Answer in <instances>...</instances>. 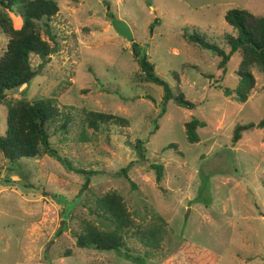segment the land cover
I'll return each mask as SVG.
<instances>
[{"label":"rangeland","instance_id":"374dc122","mask_svg":"<svg viewBox=\"0 0 264 264\" xmlns=\"http://www.w3.org/2000/svg\"><path fill=\"white\" fill-rule=\"evenodd\" d=\"M55 1L53 40L40 26L52 48L49 61L39 69L40 59L30 56L37 75L7 92L0 104V135L8 106L22 98H51L61 113L48 129L52 146L74 166L95 174L83 190L84 177L55 158L10 162L0 153V264H135L114 251L76 246L73 233L83 232L87 224L106 228L92 211L107 192L120 194L131 214L122 250L142 257L148 251L146 264H205L198 257L204 251L211 252L214 264H264V128L231 142L236 125L257 124L264 115V73L257 65L250 68L255 89L245 102L226 97L215 86L238 87L239 53L231 56L223 74L217 54L181 37L184 29L196 28L223 47L224 35H236L224 20L226 11L243 8L264 16V0ZM9 16L14 27L21 24ZM111 16L128 24L155 73L195 102V108L168 101L159 118L162 88L135 78L139 67L131 43L116 35ZM7 41L0 30V56ZM87 111L121 116L128 123L108 122L93 130L85 121ZM63 116L69 118L64 131L59 126ZM191 119L204 123L196 130L197 143L186 139L185 123ZM136 139L144 142L142 164L133 148ZM169 144L175 147L166 149ZM130 162L131 182L119 173ZM149 163L163 166L161 183ZM203 176L208 186L198 201ZM152 228L161 232L156 250L133 236ZM185 242L200 251L183 256Z\"/></svg>","mask_w":264,"mask_h":264},{"label":"trees","instance_id":"16d2710c","mask_svg":"<svg viewBox=\"0 0 264 264\" xmlns=\"http://www.w3.org/2000/svg\"><path fill=\"white\" fill-rule=\"evenodd\" d=\"M58 10L55 0H0V30L8 37L5 49L0 56V104L5 102L7 92L28 84L37 75L36 70L31 67V55H36L40 59L39 69H42L49 61L52 48L41 37L40 26L43 27L49 40H53V36L50 35V23ZM9 13L21 19L19 27H14ZM224 20L236 30V35H224L222 38L223 47H220L207 34L196 28L184 29L181 37L187 43L203 51L207 49L217 51V56L220 58L217 69L221 70L223 74L231 56L234 53H239L240 61L235 71L239 77L238 87L236 89L222 88L220 85L215 87L222 89L224 96L234 95L236 101L243 103L247 100L250 92L255 89V80L250 68L257 65L259 70L264 73V16L256 15L247 9L232 8L226 11ZM154 22L156 23V20ZM154 22L150 27L153 26ZM131 51L133 60L139 67V72L135 75L138 82L150 83L162 88L159 118L165 112L168 101H173L176 105L187 109L195 108V102L186 99L179 90L175 92L164 79L155 73L154 64L149 61L147 54L138 42L133 41L131 43ZM183 67L185 66L183 65ZM191 68L199 72L197 66H191ZM173 74L177 79L176 73ZM201 74L216 83L219 82L218 79L215 80L212 74ZM60 117L61 113L51 98L37 99L32 102L24 98L17 100L7 109L6 130L4 135H0V153L10 162H18L22 159H31L41 155L55 158L68 171H73L84 177L81 186L84 190L88 187L90 178L95 172L74 166L67 158L60 156L50 142L48 129ZM85 121L87 126L93 130H98L101 125L108 122L120 126L128 123V120L121 116L95 111H87ZM68 123L69 118L63 116V121L59 126L64 131ZM203 125L204 123L198 119H191L185 123L186 139L189 143L198 142L196 130ZM255 128H264V115L257 124L236 125L233 129L231 142L236 143L241 138L242 133ZM143 144L141 139H136L133 144L138 156V164H142L145 160ZM174 147V144H169L166 149ZM133 163L130 162L119 172L129 182L131 180L128 178L127 172ZM148 167L154 172L156 182L161 183L164 179L163 166L158 163H149ZM201 182L198 201H202L203 191L208 186V178L203 176ZM92 214L100 220H104L106 228L102 229L87 224L83 232L73 233L77 247L98 251H114L127 261L135 264H146L145 258L148 251L142 257L132 255L128 250H122L125 247L124 237L128 235L133 222L120 194L107 192L97 198ZM160 233L159 228H152L136 230L133 236L144 247L156 250L160 245ZM196 249L195 244L185 242L181 247V253L183 256L197 254L200 248ZM198 257L199 259L202 258L204 262L207 261L205 264L215 263L210 251H204L202 255L198 254Z\"/></svg>","mask_w":264,"mask_h":264},{"label":"water","instance_id":"95a60500","mask_svg":"<svg viewBox=\"0 0 264 264\" xmlns=\"http://www.w3.org/2000/svg\"><path fill=\"white\" fill-rule=\"evenodd\" d=\"M110 24L113 28V30L115 31L116 35L119 37L124 38L126 41L132 43L133 40V34L128 26V24L122 20L117 19L114 16H111L110 19ZM207 52L216 55L217 51L215 50H211V49H207Z\"/></svg>","mask_w":264,"mask_h":264},{"label":"crops","instance_id":"0c3cea01","mask_svg":"<svg viewBox=\"0 0 264 264\" xmlns=\"http://www.w3.org/2000/svg\"><path fill=\"white\" fill-rule=\"evenodd\" d=\"M17 18H19V17H16V20H17ZM16 22H19V20H17ZM20 23H21V20H20ZM21 25V24H20ZM18 27H19V25H18Z\"/></svg>","mask_w":264,"mask_h":264}]
</instances>
